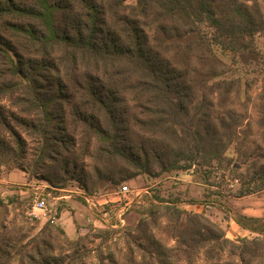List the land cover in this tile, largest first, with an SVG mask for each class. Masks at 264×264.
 Listing matches in <instances>:
<instances>
[{
    "label": "trees",
    "instance_id": "trees-1",
    "mask_svg": "<svg viewBox=\"0 0 264 264\" xmlns=\"http://www.w3.org/2000/svg\"><path fill=\"white\" fill-rule=\"evenodd\" d=\"M263 29L258 0H0V98L33 117L26 120L10 112L41 135L42 154L75 155L77 142L67 138L72 135L67 121L86 125L84 154L96 139L105 165L95 170H106L114 184L142 173L157 178L188 170L197 165L199 143L206 138L209 160L220 158L236 124L224 119L215 123L199 110L189 113L196 83L217 76L213 47L252 51L254 36ZM216 81L224 86V80ZM200 122L203 131L193 132ZM0 124L9 126L3 116ZM258 124L264 136V106ZM151 159L159 166L156 172ZM70 162L77 167L70 158L67 168ZM112 164L118 178L110 176ZM246 184L236 197L263 190L264 174ZM185 203L206 202L189 198ZM182 213L185 249L196 243L236 245L205 215ZM227 218L254 234L237 240L244 261L247 245L264 239V216L239 211ZM31 242L18 247L0 233V264H12L16 257L20 264H61L47 240ZM212 251L205 248L209 258Z\"/></svg>",
    "mask_w": 264,
    "mask_h": 264
},
{
    "label": "rangeland",
    "instance_id": "rangeland-1",
    "mask_svg": "<svg viewBox=\"0 0 264 264\" xmlns=\"http://www.w3.org/2000/svg\"><path fill=\"white\" fill-rule=\"evenodd\" d=\"M258 2L264 17V0ZM213 49L218 59L211 69L217 76L196 83L194 109L189 113L207 112L215 123L235 121L231 139L224 142L222 156L210 161V139L206 138L199 143L197 165L157 178L142 173L118 184L110 182L106 170H95L105 162L98 141L93 138L84 154L88 128L81 123L75 127L69 120L72 135L67 138L76 139V154H42L41 135L18 123L10 112L26 120L33 117L7 97L0 98V117L9 123L0 124V233L18 247L28 246L33 239L47 240L50 253L61 264H264V239L248 244L242 261L238 247L242 245L237 240L243 236L251 239L254 234L239 233L227 218L239 211L264 216V189L236 197L247 182H258L264 174V136L258 124L264 106V29L254 36L252 51H228L219 45ZM216 80H224V86L214 84ZM204 127L203 122L193 125V132ZM40 157L41 163H37ZM70 158L76 168L71 162L66 167ZM153 160L151 171L156 172L159 166ZM110 169L114 170L111 178H118L114 164ZM76 176L86 182V190ZM122 185L128 187L125 194L119 191ZM42 192L49 193L44 212L29 205L35 193ZM156 196L170 201L160 202ZM189 198L206 203H185ZM54 208L57 216L51 223L49 210ZM181 211L205 215L236 245L219 248L213 242L206 247L196 243L185 249L180 236L187 232L186 215ZM207 247L214 250L210 258L205 254ZM12 262L20 264L18 257Z\"/></svg>",
    "mask_w": 264,
    "mask_h": 264
},
{
    "label": "built area",
    "instance_id": "built-area-1",
    "mask_svg": "<svg viewBox=\"0 0 264 264\" xmlns=\"http://www.w3.org/2000/svg\"><path fill=\"white\" fill-rule=\"evenodd\" d=\"M120 193L125 194L128 191V187L126 185H122L119 188ZM49 197V193H35V196L31 199L29 202V205L32 206V209L40 210V211H46L47 205L46 200ZM49 221L51 223H54L56 221L57 211L56 208L49 210Z\"/></svg>",
    "mask_w": 264,
    "mask_h": 264
},
{
    "label": "crops",
    "instance_id": "crops-1",
    "mask_svg": "<svg viewBox=\"0 0 264 264\" xmlns=\"http://www.w3.org/2000/svg\"><path fill=\"white\" fill-rule=\"evenodd\" d=\"M251 215V214H250ZM253 216H255V215H253ZM237 229H238V232L240 233V231H244V233H246V234H248V233H250L248 230H246V229H242V228H240L238 225H237Z\"/></svg>",
    "mask_w": 264,
    "mask_h": 264
}]
</instances>
